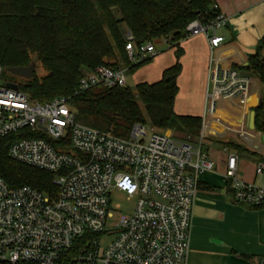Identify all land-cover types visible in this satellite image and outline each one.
<instances>
[{
	"label": "built area",
	"instance_id": "2783aa9c",
	"mask_svg": "<svg viewBox=\"0 0 264 264\" xmlns=\"http://www.w3.org/2000/svg\"><path fill=\"white\" fill-rule=\"evenodd\" d=\"M210 21L196 19L185 38L201 35L209 47L207 89L200 131L195 143L177 140L170 131L157 132L136 124L127 138L75 121L68 99L39 103L3 81L0 66V140L12 137L7 156L16 163L53 176L52 190L10 187L0 176V263L59 264L77 241L97 235L77 248L72 264H183L189 250L193 204L198 177L211 172L213 162L203 145L210 138H232L231 132L248 129L244 118L232 117L246 105L254 77L222 64L217 51L224 43L218 31L226 18L212 4ZM162 43L169 47V39ZM132 65L152 59L153 43L135 45L130 33L124 46ZM257 79V78H256ZM122 68L97 67L79 80L80 91L96 86H126ZM226 113L225 116L220 115ZM238 135V134H237ZM260 137V136H259ZM56 143L57 148L53 146ZM70 148V153L66 151ZM223 151H227L223 148ZM236 153H228L224 179L232 202L264 208V188L240 180ZM264 176V162L255 165ZM132 202L128 213L111 206L110 194ZM113 236L102 246L103 237Z\"/></svg>",
	"mask_w": 264,
	"mask_h": 264
},
{
	"label": "trees",
	"instance_id": "16d2710c",
	"mask_svg": "<svg viewBox=\"0 0 264 264\" xmlns=\"http://www.w3.org/2000/svg\"><path fill=\"white\" fill-rule=\"evenodd\" d=\"M212 4V0H0V66L5 70L38 63L46 75L38 78L34 74L18 89L41 104L68 99L77 123L111 130L121 138H127L136 124L149 125L194 143L201 119L174 113L181 72L179 42L190 22L213 19ZM127 33L135 45L169 39L170 48L175 49V64L153 84L141 83L133 89L96 86L80 91L79 80L97 67L116 69L122 62L132 73L149 62L130 63L124 49ZM240 71L253 74L262 86L259 103L251 111L254 131L264 136V59L257 53ZM12 140H0L2 179L13 188L28 186L50 192L51 174L8 158ZM216 142L237 154L245 153L235 142ZM53 146L57 148L56 143ZM65 149L70 153L69 147ZM261 160L264 162V157ZM97 237L87 234L79 239L59 264H72L77 248Z\"/></svg>",
	"mask_w": 264,
	"mask_h": 264
},
{
	"label": "crops",
	"instance_id": "0c3cea01",
	"mask_svg": "<svg viewBox=\"0 0 264 264\" xmlns=\"http://www.w3.org/2000/svg\"><path fill=\"white\" fill-rule=\"evenodd\" d=\"M212 2L226 18V26L218 31L224 38L217 51L222 64L240 71L257 53L264 59V0ZM162 45L165 49L156 50L149 66L144 67V64L134 72L131 78L134 85L160 81L163 71L175 64V49ZM179 47L182 50L179 59L181 72L177 78L174 113L200 118L207 89L208 43L203 36L196 35L184 38L179 42ZM261 93L262 86L253 78L248 107L238 106V112L232 118L235 120L237 116L243 119L246 112L249 116L251 109L259 103ZM220 115L225 116L226 113ZM233 126L223 132H231L248 147L228 137L210 138L203 145L213 162V169L198 177L189 250L183 264H264V208H249L232 202V191L224 179V172L227 154L235 152L227 148V151H223L225 147L216 142L232 141L241 145L245 153H236L238 178L264 188V176L259 177L254 173L255 165L262 162L261 158L264 157V146L259 137L262 134L254 130L253 133L244 132Z\"/></svg>",
	"mask_w": 264,
	"mask_h": 264
},
{
	"label": "rangeland",
	"instance_id": "374dc122",
	"mask_svg": "<svg viewBox=\"0 0 264 264\" xmlns=\"http://www.w3.org/2000/svg\"><path fill=\"white\" fill-rule=\"evenodd\" d=\"M153 45H154V47H155V49L158 51L159 49H162V50H164L165 49V47L162 45V43L160 42V41H155V42H153ZM163 52H167V51H163ZM155 57H153L152 59H150V61L148 62V63H146L145 65H144V67H147V66H149L150 65V63L152 62V60L154 59ZM33 62V61H32ZM31 65V64H30ZM118 66L119 67H121L122 69H124L125 71H126V78L128 79V82H126V86H128L129 88H131V89H133L134 87H135V85L133 84V82H132V80H131V78H132V76H133V74H134V72H132V73H128V71H127V66L125 65V64H123L122 62L121 63H119L118 64ZM34 74L36 75V77H38V78H41V77H44L45 75H46V72L42 69V67L38 64V63H36L35 61H34ZM3 81L5 82V83H13V84H16L17 86H21V84L23 83V79H21L20 77H17V76H13V75H11V74H9V73H5L4 75H3ZM146 127V132H147V134H149V129L150 128H152V129H154L155 131H157V132H167V131H163V130H160V129H156V128H154V127H152V126H149V125H147V126H145ZM171 132V131H170ZM172 133V135H173V137L175 138V139H177V137H179V138H182V139H184L183 141H190L191 139L190 138H188V137H183V136H179V135H177V134H175V133H173V132H171ZM177 140H179V139H177ZM110 202H111V206H114V205H117L118 207H119V211H117L118 213H120V214H125V213H128L130 210H131V208H132V202H127L126 200H125V197H124V195H122V194H120V193H117V192H111V194H110ZM112 237L113 236H110V237H103L102 239H101V244H102V246H105V245H107V243L112 239ZM0 264H3V263H0Z\"/></svg>",
	"mask_w": 264,
	"mask_h": 264
},
{
	"label": "water",
	"instance_id": "95a60500",
	"mask_svg": "<svg viewBox=\"0 0 264 264\" xmlns=\"http://www.w3.org/2000/svg\"><path fill=\"white\" fill-rule=\"evenodd\" d=\"M245 66H247V64H245ZM5 72L9 73L13 76L20 77L23 80H29V79L33 78V76H34V63H32L31 65H29L27 67L5 69ZM241 75L244 77H254L253 74H249V73H245V72H241ZM8 87H10L12 89H16V85H13V84H8ZM248 129L250 131L254 130V112L253 111H250V113H249ZM260 139H261V142L264 146V136L261 135Z\"/></svg>",
	"mask_w": 264,
	"mask_h": 264
}]
</instances>
